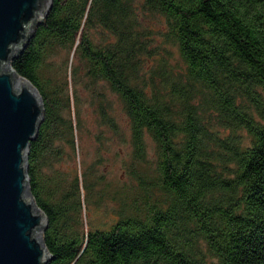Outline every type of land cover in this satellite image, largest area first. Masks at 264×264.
I'll return each instance as SVG.
<instances>
[{"label":"trees","instance_id":"trees-1","mask_svg":"<svg viewBox=\"0 0 264 264\" xmlns=\"http://www.w3.org/2000/svg\"><path fill=\"white\" fill-rule=\"evenodd\" d=\"M11 68L42 99L27 176L47 264H264V0H52ZM100 85L133 164L147 140L154 153L106 228L82 216L86 173L61 166L77 153V87L118 133Z\"/></svg>","mask_w":264,"mask_h":264},{"label":"water","instance_id":"water-1","mask_svg":"<svg viewBox=\"0 0 264 264\" xmlns=\"http://www.w3.org/2000/svg\"><path fill=\"white\" fill-rule=\"evenodd\" d=\"M52 0H0V264H47V218L33 201L27 176L30 142L42 121L36 88L11 68Z\"/></svg>","mask_w":264,"mask_h":264},{"label":"rangeland","instance_id":"rangeland-1","mask_svg":"<svg viewBox=\"0 0 264 264\" xmlns=\"http://www.w3.org/2000/svg\"><path fill=\"white\" fill-rule=\"evenodd\" d=\"M144 24L154 29L160 25L156 21H145ZM159 42L156 40V45ZM65 58H67L66 53H61L59 59L65 60ZM71 59L72 57L69 60L72 61ZM174 62L175 59H173ZM100 89L112 103V114L118 133L115 134L108 127L98 125L96 114L89 105L91 101L89 91L83 87H77V94L82 101L80 104L82 127L77 132V153L75 162L68 158L62 162L61 166L67 169L69 166L76 165L81 175L86 173V181L92 186L91 190L85 193L82 216L88 226L106 228L118 218L120 195L139 197L136 176L140 173H149L148 169L154 159V153L151 143L147 140V164H133L129 129L120 106L105 86L100 85ZM204 264H218V261L207 256Z\"/></svg>","mask_w":264,"mask_h":264}]
</instances>
